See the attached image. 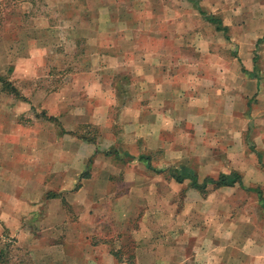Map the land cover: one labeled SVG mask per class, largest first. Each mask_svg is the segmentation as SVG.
Masks as SVG:
<instances>
[{
  "label": "crops",
  "instance_id": "obj_1",
  "mask_svg": "<svg viewBox=\"0 0 264 264\" xmlns=\"http://www.w3.org/2000/svg\"><path fill=\"white\" fill-rule=\"evenodd\" d=\"M159 7L157 18L163 19L165 29H158L156 36L145 34L155 39L158 46L144 52L138 74L141 79L135 81L132 74L129 81L122 82L128 89L120 116L125 119L124 133L133 137L132 143L140 138L148 151L174 152L184 136L189 139L190 150L204 143L212 155L220 148L224 155L222 161L210 158L211 163L206 161L203 167L211 169L216 165L221 171L219 175L235 172L241 182L233 187H222L221 207H213L212 203L205 208L186 207L183 212L191 215L190 223L186 233L176 232V242H148V233L156 227V216L162 212L145 203V200L156 198L146 178L125 177L124 181L129 183L125 194L113 193L111 187L101 191L99 185H105L109 179L99 173L92 180L87 173L98 170V161L81 156L76 161L80 167L74 176L76 179L70 180L68 150L72 128L108 123L107 107L99 104L100 101L88 110L79 106L71 119L70 113L64 114L70 104L62 95L64 89L53 91L45 95L43 111L48 119L61 126L46 124L40 128V134L46 135V152L52 151L55 155L52 160L61 164L62 170L57 171L60 173L36 177L30 167L39 162L36 151L34 157L29 154V178L33 185L24 188L23 178L19 180L14 176L16 171L7 170L3 159L5 142L12 138L6 134L12 128L6 129V133L0 132V143L3 141L0 144L3 152L0 156V264H125L115 258L109 242L86 240L84 224L67 227L68 214L64 205L73 204L76 199H89L92 200L88 202L90 207L95 200L105 197L118 198L130 205L131 200L144 209L139 228L133 230V238L143 240L135 242V264H264V0H160ZM183 25L187 28L184 31ZM182 39L189 40V45L183 47ZM185 49L190 55L187 62L181 58ZM121 51L117 50L112 62L130 53L126 48ZM119 63L100 70L125 71ZM130 65V70H138ZM109 77L105 91L97 84L100 79L88 87L94 102L99 97L103 100L104 92L113 98V104L117 101L116 77ZM3 83L6 82L1 80L0 116L6 114L11 126L22 129L15 121L20 113L17 111L23 105H28L30 110L33 104L31 106L25 96H15L3 89ZM129 89L131 97H128ZM60 95L61 98H57ZM22 131L28 132L26 135L30 137L39 134L37 127L35 133L28 128ZM21 139L25 138L20 136ZM74 140L88 147L94 156L103 151L98 142L93 145L79 137ZM49 155L46 153L47 159ZM23 158L22 153L15 155L10 163L14 168L16 162L24 166ZM199 163L203 165L201 160ZM181 168L194 175L186 166L175 167ZM71 182L73 186L79 182L73 192L69 188ZM91 183L93 186H88ZM236 186L237 192H230ZM218 193H211L209 199L216 198ZM233 194L237 195L236 206H231L229 201L234 199L235 202ZM159 197L163 194H158ZM86 208L85 203H80L77 210L86 213ZM183 212L175 213V224L181 229ZM126 213L128 219L134 215ZM216 213L222 217H208ZM6 235L15 238L17 250V256L9 257L8 263L2 257L6 243L2 239ZM119 249L120 246H116L114 253Z\"/></svg>",
  "mask_w": 264,
  "mask_h": 264
},
{
  "label": "rangeland",
  "instance_id": "obj_2",
  "mask_svg": "<svg viewBox=\"0 0 264 264\" xmlns=\"http://www.w3.org/2000/svg\"><path fill=\"white\" fill-rule=\"evenodd\" d=\"M159 1L0 0V78L6 84L12 85L11 88H15L19 96H25L31 106L33 104L30 110L28 105H23L20 110L18 109L17 112L20 113L15 121L22 125V129L28 128L30 131L31 128L34 133V129L37 127L39 134L35 133V137L32 135L30 137V135H26L29 134L28 132L22 131L17 126H11V120L7 119L6 114L1 115L3 117L0 116V132L6 133V129L12 128L6 134L7 137L12 138L10 141L6 140L7 143L5 142L6 150L3 159L7 163V170L16 171L14 176L19 180L21 177L23 178L25 181L23 187L30 186L31 188L33 185L29 178L31 168L38 178L52 172L55 176L57 171L62 170L61 164L52 160V157L53 159L55 157L52 151L46 152L45 150L48 143L46 135L40 134V128L46 127V124L53 127L61 126V123L48 119L47 114L44 113L45 95L64 89L62 95L70 103L64 114L70 113L69 118L71 119L79 106L87 107L88 110L92 104L100 101L99 104L107 107L108 123L99 126L79 125L72 128L70 132L71 141L68 150L70 180L74 179L75 181L76 179L74 176L80 169L77 167L76 161L81 156L86 157V160L92 158L93 161H98L97 172L92 169L90 173H87L92 180L99 173L109 179L105 185H99L101 191H104L105 187H111L113 193L125 194L129 186V183L124 181L125 177L136 175L146 178L149 187L154 191L153 197L156 198L145 200V203L148 205L147 207H157L162 212L161 215L156 216V227L148 233V242H176V232L182 230L183 234L186 233L185 230L190 223L191 215L183 212L186 207L205 208L209 203H212L213 207H221V203L224 201L220 194L222 187L215 188L213 184L203 182L207 179H216L221 172L220 168L214 165L215 167L206 169L203 166L207 164L206 161L208 164L211 163L208 160L210 158L222 161L224 155L220 148L216 149L212 155L209 154L204 143L198 145L194 150H190L189 139L185 136L182 137V143L176 146L174 152L148 151L140 138L132 143L133 137L124 133L125 119H120V116L121 109L126 102L125 90L128 92V89L122 82L129 81L132 74L135 81L141 79V75L138 74L141 72L144 52L149 47L158 46L151 35V39H149L145 34L151 33L156 36L158 29H165L163 19L158 20L156 14L158 8L160 9ZM184 29H187L185 25L182 30L184 31ZM181 41L183 47L189 45V40L182 39ZM122 48L130 49L129 55H122L119 58L120 61L112 62L113 55L117 53V50L122 52ZM187 50L185 49L182 53L183 62L190 59ZM28 56L29 58H27ZM119 62L122 63L125 71L117 73L112 69L100 70L110 67L111 64H120ZM129 64L135 65L138 70L135 68L130 70ZM111 75L116 77L114 78L116 81L114 86L116 92L114 91V93H117V101L113 104V98L109 93L104 92L106 95L104 99L99 97L94 102L95 98L88 91V87L93 81L96 83L95 80L100 79L101 82L97 84L102 91H105ZM131 91L129 89L128 97H131ZM8 95L15 98L11 94ZM62 95L57 98H61ZM104 100L105 102H102ZM50 112L52 111L50 110ZM109 128H111L109 130L111 132H108ZM18 129H20V133ZM42 132L45 131L42 129ZM20 136L25 139L20 140ZM74 137L84 139L88 144L90 142L94 145L98 142L102 145L103 151H100V154L97 152L94 156L88 147L83 144L79 145ZM36 151H38L39 162L37 166H33V164L30 166L29 154L34 157ZM21 153L24 156L22 161L24 166L16 162L14 168L10 162L15 155L18 156ZM46 153L50 154L49 159H47ZM2 154L3 152L0 151V156ZM96 157L98 159H95ZM200 160L203 165H200ZM180 165L191 169L196 176L198 185L204 183L205 187L203 189L193 188L187 177L182 183L176 182L172 175L177 170L175 167ZM113 172L116 173L113 174ZM78 184L79 182L74 187L71 182L70 190L72 192L76 190ZM92 184L88 186L92 187ZM215 192H219L217 197L209 199L208 196ZM230 192H237V186ZM158 194H163V197L157 198ZM233 195L235 202H233L234 199L229 201H231V206H236L237 195ZM89 201L92 200L76 199L75 203L64 205L68 214L67 227L84 224L87 233L85 239L90 242H109L113 253L115 247L120 246L117 251L118 260L125 262L128 257L135 256V242L143 240L136 241L133 238V230L139 228L144 209L134 205L131 200H129L130 205L129 202L118 198H101L95 200V203H92L90 207ZM80 203L86 204V213H79L77 210ZM126 212H132L134 215L128 219ZM182 212L184 221H181V224L183 222L185 225L182 226L183 229L175 224L177 223L175 213ZM208 217L217 219L222 216L216 213L212 216L208 215ZM88 231L90 236H88ZM2 240V242H6L2 257L8 263L10 258L17 256L14 243L16 240L7 235ZM120 242L126 243L122 245ZM133 263L135 264V260Z\"/></svg>",
  "mask_w": 264,
  "mask_h": 264
},
{
  "label": "trees",
  "instance_id": "obj_3",
  "mask_svg": "<svg viewBox=\"0 0 264 264\" xmlns=\"http://www.w3.org/2000/svg\"><path fill=\"white\" fill-rule=\"evenodd\" d=\"M209 21L211 20V18H208ZM217 29L220 30V26H217ZM1 81V78H0ZM3 81V80H2ZM3 89H7L9 90V92L11 94H14L15 96H19V93L17 92V90L15 88H11L12 86L6 83H3ZM10 88V89H9ZM170 171H172V169H170ZM173 178L175 179L176 182L178 183H182L184 178L187 177L188 180H190L191 185L193 186V188H197V189H203L205 187V184L203 183L202 185H198L196 178L194 177V175H192L189 170H185L183 168H181V170H176L175 172H173ZM203 182L206 183H211L214 185L215 188H219V187H233L235 186L237 183H240V176L233 172L229 175H224L221 174L217 177V179L215 180H211V179H207ZM113 255L115 256V258H117V253H113ZM134 256H130L127 258V261H125V264H134Z\"/></svg>",
  "mask_w": 264,
  "mask_h": 264
}]
</instances>
